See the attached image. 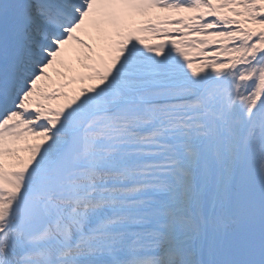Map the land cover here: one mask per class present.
Instances as JSON below:
<instances>
[{
  "label": "snow or ice",
  "instance_id": "1",
  "mask_svg": "<svg viewBox=\"0 0 264 264\" xmlns=\"http://www.w3.org/2000/svg\"><path fill=\"white\" fill-rule=\"evenodd\" d=\"M0 264H264V0H0Z\"/></svg>",
  "mask_w": 264,
  "mask_h": 264
}]
</instances>
